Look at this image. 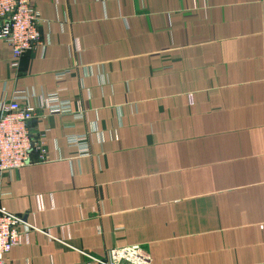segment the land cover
Returning <instances> with one entry per match:
<instances>
[{
  "label": "crops",
  "instance_id": "crops-1",
  "mask_svg": "<svg viewBox=\"0 0 264 264\" xmlns=\"http://www.w3.org/2000/svg\"><path fill=\"white\" fill-rule=\"evenodd\" d=\"M31 3L42 45L15 68L0 41V107L44 114L59 94L82 118L34 119L46 161L0 177V208L40 230L6 264L135 247L151 264H264V0Z\"/></svg>",
  "mask_w": 264,
  "mask_h": 264
},
{
  "label": "built area",
  "instance_id": "built-area-1",
  "mask_svg": "<svg viewBox=\"0 0 264 264\" xmlns=\"http://www.w3.org/2000/svg\"><path fill=\"white\" fill-rule=\"evenodd\" d=\"M41 15L32 6L31 0H0V41L12 54L11 62L17 67L19 60L28 52L42 45L40 32ZM65 74L59 73L61 78ZM43 112L18 100L3 103L0 107V177L19 171L29 165L46 161L43 143L32 139L29 125L36 118L56 115L66 119H81L82 113L72 111L69 101L61 100L59 94H52L42 100ZM86 135L67 138L70 145L86 143ZM37 153L33 160L31 154ZM40 231L24 226L23 218L9 214L0 208V264H6L7 255L29 238L30 233ZM110 264H151L138 248L113 251Z\"/></svg>",
  "mask_w": 264,
  "mask_h": 264
}]
</instances>
